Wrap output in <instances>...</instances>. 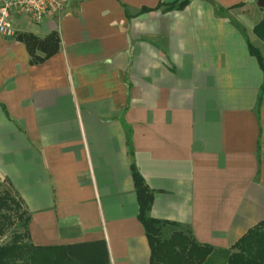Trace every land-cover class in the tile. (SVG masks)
Segmentation results:
<instances>
[{"label": "crops", "instance_id": "obj_1", "mask_svg": "<svg viewBox=\"0 0 264 264\" xmlns=\"http://www.w3.org/2000/svg\"><path fill=\"white\" fill-rule=\"evenodd\" d=\"M72 0L0 35V188L34 246L102 240L109 264H149L132 178L162 238L231 248L264 220V59L258 0ZM182 1V0H179ZM147 9L148 11H142ZM59 37L30 64L17 38ZM38 56L42 53L36 52Z\"/></svg>", "mask_w": 264, "mask_h": 264}, {"label": "trees", "instance_id": "obj_2", "mask_svg": "<svg viewBox=\"0 0 264 264\" xmlns=\"http://www.w3.org/2000/svg\"><path fill=\"white\" fill-rule=\"evenodd\" d=\"M187 0L166 5L167 11L181 10ZM148 11L147 9H143ZM253 33L264 42V17L254 27ZM26 45L30 64L42 63L59 50V37L52 32L44 39L33 35L17 38ZM42 53V57L36 52ZM248 51L263 73L258 94V106L264 95V59L258 48L250 43ZM138 204L137 219L144 228L151 250L149 264H264V220L249 229L231 248L220 250L195 241L189 231H176L162 238V228L167 222L148 216L153 195L140 174L132 171ZM29 216L20 202L7 189L0 192V237L15 225L21 231L12 234L10 241L0 246V264H109L106 243L102 240L59 246H34L28 233ZM234 251V252H231Z\"/></svg>", "mask_w": 264, "mask_h": 264}, {"label": "built area", "instance_id": "obj_3", "mask_svg": "<svg viewBox=\"0 0 264 264\" xmlns=\"http://www.w3.org/2000/svg\"><path fill=\"white\" fill-rule=\"evenodd\" d=\"M72 0H0V35L4 38L16 36L12 16H23L34 23L44 17L56 16Z\"/></svg>", "mask_w": 264, "mask_h": 264}, {"label": "rangeland", "instance_id": "obj_4", "mask_svg": "<svg viewBox=\"0 0 264 264\" xmlns=\"http://www.w3.org/2000/svg\"><path fill=\"white\" fill-rule=\"evenodd\" d=\"M262 41V40H261ZM263 42V41H262ZM264 43V42H263ZM264 45V44H263ZM3 189H5V188H0V192L3 190ZM251 229V228H250ZM19 231H21V228H19V226L18 225H15V226H13L12 228H10L8 231H6V233L2 236V237H0V246L1 245H4V244H6V243H8L9 241H10V239H11V237H12V234L13 233H15V232H19ZM242 236H244V235H242ZM241 236V237H242ZM240 237V238H241ZM231 252H234V251H231Z\"/></svg>", "mask_w": 264, "mask_h": 264}, {"label": "water", "instance_id": "obj_5", "mask_svg": "<svg viewBox=\"0 0 264 264\" xmlns=\"http://www.w3.org/2000/svg\"><path fill=\"white\" fill-rule=\"evenodd\" d=\"M257 6L261 9H264V0H258Z\"/></svg>", "mask_w": 264, "mask_h": 264}]
</instances>
